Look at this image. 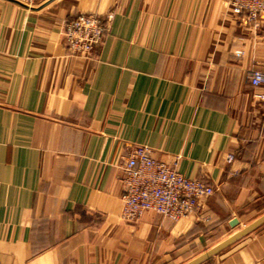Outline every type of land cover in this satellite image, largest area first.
Returning <instances> with one entry per match:
<instances>
[{"label": "crops", "instance_id": "crops-1", "mask_svg": "<svg viewBox=\"0 0 264 264\" xmlns=\"http://www.w3.org/2000/svg\"><path fill=\"white\" fill-rule=\"evenodd\" d=\"M78 12L105 19L86 56L64 43ZM253 68L264 16L227 0H0V264H264ZM129 145L213 186L197 216H121Z\"/></svg>", "mask_w": 264, "mask_h": 264}, {"label": "built area", "instance_id": "built-area-1", "mask_svg": "<svg viewBox=\"0 0 264 264\" xmlns=\"http://www.w3.org/2000/svg\"><path fill=\"white\" fill-rule=\"evenodd\" d=\"M38 0H19L31 6ZM228 7L246 25L256 27L264 16V0H227ZM108 18V17H106ZM105 19L102 16L78 12L64 25V43L71 55L86 56L102 41ZM240 54V50H236ZM251 87L264 86V72L253 68L248 73ZM253 98L263 101L264 93H252ZM121 158L122 185L121 216L137 220L151 211L176 221L180 218L197 216L201 201L214 191L213 186L201 178H190L177 170V157L162 161L151 156L145 145H129ZM232 158L228 155V160Z\"/></svg>", "mask_w": 264, "mask_h": 264}]
</instances>
